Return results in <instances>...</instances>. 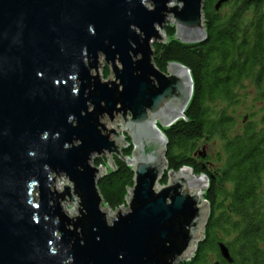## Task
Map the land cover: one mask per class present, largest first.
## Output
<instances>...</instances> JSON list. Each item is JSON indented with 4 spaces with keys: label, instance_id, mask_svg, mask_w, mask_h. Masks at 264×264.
I'll return each mask as SVG.
<instances>
[{
    "label": "water",
    "instance_id": "95a60500",
    "mask_svg": "<svg viewBox=\"0 0 264 264\" xmlns=\"http://www.w3.org/2000/svg\"><path fill=\"white\" fill-rule=\"evenodd\" d=\"M203 1L0 0V264L191 257L208 217L207 179L188 168L166 173L156 125L184 118L193 85L185 66L154 65L152 43L167 41L168 23L181 43H202ZM99 58L114 80H101ZM101 155L107 168L113 158L131 167L128 210L101 209L96 182L107 168L92 164Z\"/></svg>",
    "mask_w": 264,
    "mask_h": 264
},
{
    "label": "trees",
    "instance_id": "16d2710c",
    "mask_svg": "<svg viewBox=\"0 0 264 264\" xmlns=\"http://www.w3.org/2000/svg\"><path fill=\"white\" fill-rule=\"evenodd\" d=\"M217 0L203 1L206 38L202 43L183 44L175 39V28L164 26L166 42H153L154 65L166 72L170 63L185 66L192 80L191 100L184 118L159 130L167 144L165 160L168 172L190 169L207 179L203 201L208 217L202 239L191 257L180 264H208L210 255L216 264H264V113L259 123L249 121L241 132L230 136L235 126L225 111H214L217 101L231 104L234 91L250 80L264 100V0H229L215 11ZM103 79L109 76L107 66ZM219 137L223 142L222 165L211 172L208 158L195 155L197 143L203 138ZM129 139H126L128 141ZM132 147L123 150L130 157ZM114 170L96 182L103 205L111 211L124 206L128 190L133 187V173L121 160L113 158ZM95 167L105 166L104 158L93 161ZM164 176L161 185L166 184ZM230 187V188H229ZM223 243L232 262L219 254Z\"/></svg>",
    "mask_w": 264,
    "mask_h": 264
},
{
    "label": "rangeland",
    "instance_id": "374dc122",
    "mask_svg": "<svg viewBox=\"0 0 264 264\" xmlns=\"http://www.w3.org/2000/svg\"><path fill=\"white\" fill-rule=\"evenodd\" d=\"M149 7H151V6L149 5ZM221 9L222 8H220V10ZM226 11H227V8L223 7L222 12L226 13ZM167 25H171V24L168 23ZM100 64H101V66L99 67L98 72L100 74L101 80H103V81H107L108 79H109V81L114 80L110 66L106 65L102 58H101ZM104 66H107V69L109 71V76L106 80L103 79V75H104V71H105ZM234 94H235V100L231 104H226L224 102L217 101L211 105L212 110H214L216 112L223 110V111H225L226 114L233 117V119L235 121V126H234L233 130L230 131V133H229L230 136H233L234 134L241 132L244 124L249 122V121H254L256 123H259V118L264 113V100H262L260 98L258 90L256 89V87L252 81H250V80L244 81L241 84V86H239L238 88L235 89ZM118 119L120 120L119 116H118ZM102 121L107 122L108 126H110L112 124V122H109L108 118H104V120H102ZM115 123H116V121H114V124ZM120 134L124 135L125 138L127 137V135L121 131H120ZM125 141H126V139H125ZM126 142L128 143V145H130L132 147L130 140H128ZM222 148H223V142L219 137H210V138L206 137L197 143L195 155L199 154V155H203L206 158H208L209 160H208V162H206V163H208L207 169L211 172H214L213 171L214 168H219L222 165V162L221 163L218 162V154L221 155L222 160L224 158ZM105 157H104V155H101L98 158H101V159L104 158L105 162L107 163V159ZM96 158L97 157H95V159ZM61 184H62V182H61ZM205 190L206 189H204L203 192H205ZM261 192L262 193L260 195L262 196L264 194V177L262 180ZM103 206L104 205L102 203L101 204L102 210L107 208L106 206H104V207ZM122 210H128L127 206H125V209H122ZM74 213L76 214L75 209H74ZM187 259L188 258H185V260H187ZM217 261H218V259L215 255H210L209 259H208V264H216Z\"/></svg>",
    "mask_w": 264,
    "mask_h": 264
},
{
    "label": "bare ground",
    "instance_id": "6f19581e",
    "mask_svg": "<svg viewBox=\"0 0 264 264\" xmlns=\"http://www.w3.org/2000/svg\"><path fill=\"white\" fill-rule=\"evenodd\" d=\"M101 61V58H99V62ZM111 127V126H110ZM114 127H116V125L114 124ZM156 127H158L157 125H156ZM117 128V127H116ZM133 163V162H132ZM93 164V163H92ZM63 181H64V178H60V179H58V182H57V188H58V190H62V187H63ZM61 182H62V184H61ZM56 187V184H54V188ZM127 198H128V195L126 196V199H125V204H124V206H121L120 208L121 209H125V206H126V200H127ZM202 205H204V203H202ZM66 206V208H67V210L70 212V215H74L75 213H74V208L73 207H71L70 205L68 206V204L67 205H65ZM104 207V206H103ZM103 211H105V212H108V209L107 208H105ZM113 213V212H112ZM108 216H111L110 214H108ZM186 258V257H185Z\"/></svg>",
    "mask_w": 264,
    "mask_h": 264
}]
</instances>
